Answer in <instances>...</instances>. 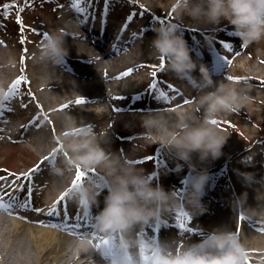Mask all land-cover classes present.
Instances as JSON below:
<instances>
[{
  "label": "bare ground",
  "instance_id": "bare-ground-1",
  "mask_svg": "<svg viewBox=\"0 0 264 264\" xmlns=\"http://www.w3.org/2000/svg\"><path fill=\"white\" fill-rule=\"evenodd\" d=\"M139 2L143 3L145 7L148 6L143 0H139ZM111 3L115 4V8H92L87 4L81 5L85 10L83 13L78 12L73 6L69 7L68 11L63 9L58 13L55 22H49L51 28L42 31L43 34L57 29L65 30L69 55L65 58L63 65L55 68L44 63H34L33 60L26 61L23 53L15 57L16 64H19L21 70H24V74L27 75L28 81H30V84L27 85L30 90L23 102L19 104L16 101H9V106L12 105L19 110H27L31 120L35 119L36 123L40 125L37 128L39 133L32 132L31 135V139L37 143V149L40 148V151L44 147L41 145L42 139H53L58 132L64 130L62 119L65 114L72 115L80 124L91 123L95 125V130L98 129V131L100 128L107 130L101 127L102 123L105 122L104 120L111 123L110 129L124 128V117L128 115H123V112L132 110V107L125 105V100L133 93L131 81L138 80L139 77L142 81L143 74H140L139 77L135 75L138 70L143 68L141 65L152 67L150 59L153 55L151 54L150 43L155 35L154 30L150 26L146 27L144 23L140 25L139 31H131L132 23L127 19L128 15L122 10V5L125 4L124 0H111ZM140 13L144 14V10L140 9L136 14L137 17ZM125 23L128 24L127 29H124ZM92 35L96 36L95 41L90 40ZM98 39L100 41H97ZM101 39L109 41L112 39L110 45L118 44V47L106 48V43ZM121 44L122 47L120 48ZM22 58L23 63L21 62ZM201 58L198 56L194 60L203 63L212 73L214 80H222L223 78L221 79L219 76L222 72L228 75L231 74V72H227L226 68L212 70L207 66V60ZM73 63L79 64L80 69H75ZM129 68L135 69L134 75L123 79L116 78L124 72V69ZM75 74H79V76L74 77ZM194 75L198 77L199 71L197 70ZM81 77L85 80H82ZM232 77L241 80L235 82L239 88L245 87L244 83H241L242 80L250 78L249 75H242L241 73H236ZM10 79L11 76L4 79L8 82V85L11 83L9 82ZM77 79H81L82 82H80L75 92H71V89H69L67 91L72 94L64 98L61 97L59 93L61 88L69 83L75 85ZM168 86L173 91H180L183 94L182 96L187 94L186 81L182 85V83L173 80ZM9 88L7 87V91ZM247 94L252 95L250 90ZM77 99H85L86 103L76 104ZM53 100L54 104H52ZM181 103L182 100L179 98L176 100L168 99L147 109L156 112L160 110L172 116H179L187 111L186 108L179 107ZM25 104L28 105L27 108L23 107ZM65 104H68L69 108L60 110ZM113 111H116V113H113ZM11 113L12 115L15 113L13 109ZM219 130L228 139L222 148V155L219 157L218 162H226L231 157L235 159L230 164L227 162L223 185L212 188L214 190L210 191L208 202L203 205L206 210L205 213L211 219L209 227L195 221L196 215L192 216L189 212L183 211L191 217V220H186L189 222L186 224L187 228L190 229L189 231H184L178 226L179 220L177 217L181 213H171L164 217L165 222L151 224L146 231H141L139 235L159 240L177 238L182 243L187 241L198 242L207 238L214 229L228 225L232 227L230 229L236 232L240 242L244 245L246 249L245 259L248 264L253 259L260 260L259 263H262L264 261V232L262 234L261 231H250L247 230V227H244L246 229H235L231 212L237 221H241L239 218L241 214L249 220L256 221L255 223L264 221L263 214L246 209V205L251 203L258 212L262 211L264 213V182L256 181L260 178L259 174L264 176V140L255 142L253 146L244 151L243 145H238L231 135L221 129ZM107 131L114 133V130L108 129ZM50 149V146L46 148L39 158L43 160L45 156H50ZM116 152H122L128 158L130 157V152L127 150ZM58 157L59 153L56 161ZM248 157H253L251 162L247 160ZM214 163L216 162H211V164ZM253 166L254 168H252ZM50 167L52 166L48 165L42 168L32 180V194H42L41 198L36 197L39 203L44 204L42 206L43 212L38 213L30 208L18 207L20 200L25 199L22 196L20 184L27 185L28 181L21 180L17 184V190L13 195L19 199L5 198L6 202L12 203L13 207L7 211L0 209V264H90L93 260L97 264H101L96 254L83 251L84 242L77 238L82 236L83 233L79 231L78 227H75V225H79L86 229L87 222H90L89 225L93 227L94 219L89 221L83 218L71 217L63 214V212L59 213L60 210L54 215H48V210L53 206L50 201L57 200L60 197L59 195L66 191L69 183L75 178V175L68 178L52 176L49 173ZM209 168L199 169L200 171H206ZM236 170L251 174L254 180L251 183L247 182ZM28 171L3 172L0 170V176L7 177L6 180L0 181V185H4L7 191H12L7 186L12 184L15 176L10 174L23 176ZM245 196L246 203L240 202L241 198ZM233 201H235V213ZM181 208L183 209V206ZM47 216L57 219L51 220ZM65 224L69 227L64 228L63 225ZM92 229L94 230V227ZM243 232L246 239L251 238V240L257 242L253 244L249 240L248 242L241 240ZM92 242L97 243L98 241L93 237Z\"/></svg>",
  "mask_w": 264,
  "mask_h": 264
},
{
  "label": "clouds",
  "instance_id": "clouds-1",
  "mask_svg": "<svg viewBox=\"0 0 264 264\" xmlns=\"http://www.w3.org/2000/svg\"><path fill=\"white\" fill-rule=\"evenodd\" d=\"M170 13L177 20L187 18L193 25L215 28L227 21L242 42L248 47L264 39V0H172ZM151 40L152 55L165 58L167 70L178 79L187 81L197 91L191 108L179 116L163 112H150L141 119L143 136L151 144H159L179 160H183L195 171L194 155L200 161L215 160L222 155L226 138L212 121L224 113H238L250 102L247 94L251 85L237 87L232 80L213 79L209 69L194 60L185 40L181 24L168 21L154 29ZM69 55L67 34L57 29L41 41L32 53L34 63L59 67ZM14 56H9L8 66H15ZM197 70L199 76L194 75ZM8 82L0 79V100L7 93ZM64 130L53 137L54 150L59 157L50 167L52 176L68 178L76 175L77 167L94 170L100 175L87 179L73 189V201L89 210L99 208L94 216V232L104 237H116L118 258L105 264H144L141 249L155 255L157 264H243L246 249L236 232L223 226L214 229L205 239L198 242L181 243L177 238L159 240L141 237L151 224L165 222L164 217L183 209L192 216L202 215L204 188L207 172L196 175L190 190L183 193V201L175 191H166L153 184V176L122 152L112 151L109 131L95 130L91 123L80 124L75 117L65 114L62 119ZM46 157V156H45ZM44 157V158H45ZM253 157H248L251 162ZM247 182L252 175L246 174ZM72 182L66 191L71 188ZM104 195L103 207L100 197ZM240 202L246 203V196ZM85 253H103L91 238H83ZM96 264V261H92Z\"/></svg>",
  "mask_w": 264,
  "mask_h": 264
},
{
  "label": "rangeland",
  "instance_id": "rangeland-1",
  "mask_svg": "<svg viewBox=\"0 0 264 264\" xmlns=\"http://www.w3.org/2000/svg\"><path fill=\"white\" fill-rule=\"evenodd\" d=\"M148 6L145 7L143 3L139 0H124L125 4L122 5V10L128 15L132 16L130 22L131 31H139L140 25L145 24L154 30L157 26L168 21H174L181 24V31L188 42L189 48L191 49V54L193 59L198 56V46L196 43L197 39H205L209 44H217L216 48L209 47H199L202 48V52H205V57L210 59L209 65L216 68V70L223 68L225 65V59L230 61L225 68L228 73L222 72L219 74L222 80L227 81L228 77L232 75L235 76L236 73H241L242 75H249L250 78L247 80H242L245 86L251 85L250 92L252 93L250 97V102L247 106L241 109L238 113H224L221 114L217 119L215 126L218 129L223 130L228 135H231L238 145H243L244 151L255 144V142L264 140V39L258 43H254L248 47H242V42L237 37L234 32V28L227 21H222L219 26L213 28L212 26L206 25H193L187 18L183 21L177 20L175 15L170 13V8L172 0H143ZM73 4V0H0V79H6L11 76L9 82L10 86L13 84L15 79L26 76L24 70H21L19 64L15 66H8L7 60L9 56L17 57L20 53H23V57L26 61L33 60L32 53L37 50L38 45L44 39L42 31H47L51 26L49 22L53 23L58 17V13L63 9L67 10L69 5ZM88 5L92 8L100 7H112L115 8V4L111 3V0H83L81 5ZM143 4V5H142ZM5 5H11V7H5ZM140 9L144 10V14L140 13L137 17V12ZM68 11V10H67ZM170 14V15H169ZM20 18L23 21V29L17 24V19ZM154 32V31H153ZM155 35V32H154ZM95 37V36H91ZM24 40V44H21V40ZM105 40V39H104ZM109 41H107L108 43ZM208 44V45H209ZM225 44H230L232 47L226 48ZM122 46V44H121ZM207 46V45H206ZM27 49V52L24 49ZM100 53V52H99ZM152 66L155 67H143L138 70L135 75L137 77L143 74V79L141 81L140 77L138 80H132L131 86L133 93L132 96L125 100V105L132 107V110H126L123 115H128L124 117V128H109L111 123L108 120H104L101 127L107 130H114L109 132L110 145H106L111 148L112 151H129L130 159L136 162L137 166L145 169L146 174L153 176V184L162 186L166 191H175L180 196L183 197V193L190 190L191 183L196 175L201 172L199 168H207L206 170L208 180L204 188V195L202 197V204L206 205L208 198L212 192V188L218 187V185H223L225 171L227 168V162L230 164L235 159L234 157L229 158L228 161H220V159L200 161L198 155H194L193 163L196 165L195 171L188 165V163L183 160H179L169 153L165 148L159 144H151L146 141L142 135L144 129L141 126L142 116L156 111H148V107L154 106L161 103L163 97H159V92H166L168 95L171 93L168 84L174 81H179L173 73L167 70V61L165 60V69L161 70L159 65L161 63L160 59L157 57H152L150 59ZM75 64V63H74ZM78 64L76 63L75 66ZM80 69V65L77 66ZM126 69H124L125 71ZM156 71L157 76L154 78L152 72ZM134 75V74H132ZM79 74H75L74 77H78ZM82 78V77H81ZM140 79V80H139ZM82 80H85L82 78ZM82 80L77 79L75 85L67 84L59 93L61 97H66L71 92H75ZM141 81V82H140ZM241 80H232L233 83ZM155 82L157 84V89H152L150 85ZM182 82V80H181ZM187 83V81H186ZM28 84H24L19 89V95L12 98L17 103L24 101L26 94L29 93ZM236 85V83H235ZM70 87V88H67ZM67 88V89H66ZM187 94L181 97L182 103L180 108H186L188 111L194 104V98L198 95L197 91L194 90L191 85L187 86ZM37 93V92H36ZM174 96V95H173ZM60 97V98H61ZM159 97V98H157ZM185 100L192 101L191 103L185 104ZM59 101V100H56ZM3 103V102H2ZM54 104V100L52 101ZM9 105V104H8ZM32 106V105H31ZM158 110V109H157ZM5 116H13L15 120V133H11V137L4 135L3 128L4 125L0 124V170L3 172H19L22 170H30L35 167L41 159L39 156L41 153L51 147H59V145H53V139H42L41 151L37 149V143L31 138L32 132L35 134L39 133V129L34 126H30L28 118L25 116V112L12 113L7 112L6 109L3 110ZM157 112H161L158 110ZM116 113V111H113ZM1 120V118H0ZM26 122V124H24ZM24 125L19 128L20 125ZM105 125V127H104ZM123 128V129H122ZM101 129V128H100ZM98 132V129H96ZM62 131L57 133V136ZM21 135V137H19ZM24 136V138H22ZM13 137L16 139L13 140ZM19 137V138H17ZM26 138V139H25ZM230 149V148H229ZM216 162L211 164V162ZM211 164V165H207ZM207 165V166H204ZM247 165V164H246ZM212 166V167H211ZM46 167V166H45ZM256 167V166H255ZM254 168V166L252 167ZM84 170V169H83ZM205 170V169H203ZM236 172L245 178L246 173L241 170H236ZM210 173V175L208 174ZM248 174V173H247ZM99 174L95 172L92 177H97ZM256 181L264 182V176L259 174ZM254 180V178L252 179ZM72 182V181H71ZM20 191V190H19ZM211 191V192H210ZM22 196L25 199L28 196L27 190L21 191ZM107 194L105 190L104 194L100 197V208L103 207L104 195ZM42 194H32L31 210L32 209H43L35 206V197L41 198ZM44 196V195H43ZM60 196V195H59ZM22 197V198H24ZM58 200V199H57ZM50 201L53 205L57 201ZM233 203L234 213H235V201ZM60 212L67 214L71 217H85L83 206L76 204L72 197L67 198L62 205L58 206ZM208 209V207H206ZM211 209H213L211 207ZM248 211H253L254 213H264L257 211L253 204L248 203L246 205ZM99 211V208L88 209V219H94L95 214ZM183 210L178 209L176 213H182ZM40 212V211H36ZM202 215H196L195 221L203 223L208 226L211 222L210 216L205 213ZM233 227L235 229H242L247 227V230L258 232L260 227H264V221L261 223H255L256 221L246 219L244 221H237L234 214L231 212ZM49 219H57L52 216H47ZM240 218V217H239ZM185 223H189L185 221ZM260 225V227H258ZM226 227L232 228L231 226L224 225ZM209 227V226H208ZM246 229V228H244ZM263 234V232H261ZM256 237V236H255ZM80 240H83L85 236H78ZM257 238V237H256ZM241 240L255 244L257 241L251 240V238L246 239L244 232L241 235ZM247 240V241H246ZM181 242V241H180ZM182 243V242H181ZM104 258V257H103ZM97 259L101 261V264H105L102 257L97 255ZM245 257L243 263H245ZM95 261V260H94ZM256 261V263H255ZM249 264H263L259 263L260 260L253 259L250 260ZM92 264V262H90ZM97 264V262H96Z\"/></svg>",
  "mask_w": 264,
  "mask_h": 264
},
{
  "label": "snow or ice",
  "instance_id": "snow-or-ice-1",
  "mask_svg": "<svg viewBox=\"0 0 264 264\" xmlns=\"http://www.w3.org/2000/svg\"><path fill=\"white\" fill-rule=\"evenodd\" d=\"M83 3V0H73V4L72 6L78 11L83 13L85 10L84 8L81 7V4ZM5 7H11V5H5ZM170 15V14H169ZM127 19L130 21L132 20V16H128ZM82 22V21H81ZM17 24L21 26V30L23 29V21L18 18L17 19ZM128 24L125 23L124 25V29H127ZM44 37L47 36V33H43ZM24 40H21V44H24ZM224 47L226 48H231L232 46L230 44H225ZM25 52H27V49H24ZM225 61L227 63H230V61H227V58L224 57ZM160 69L163 70L165 69V58L161 57L160 58ZM23 63V58L22 61ZM141 67H144V65H141ZM155 67V66H152ZM135 71V69L133 68H129L127 70H125L124 72H122L118 77H116L117 79H123V78H127L130 77L133 72ZM152 76L155 78L157 76V72L153 71L152 72ZM229 80H238L239 78H234L229 76L228 77ZM24 84H30V81L27 80L26 76H21L18 79H16L13 84L11 85L10 90L5 94L4 96V103H0V118H2V116L5 114V112L3 111L4 109L7 110V112H11L12 108L6 103L7 101L11 100L13 97L18 96L19 95V89L21 88L22 85ZM150 87L152 89H157V84L155 82H153ZM159 97H163L164 99H170L169 95L166 92H159ZM157 97V98H159ZM117 99L119 97H116ZM34 99V97H33ZM192 101L190 100H185L184 103H191ZM76 104H85L86 101L85 99H77L75 101ZM24 108H27L28 105H23ZM42 107V106H41ZM69 108L68 104H65L62 106V108L60 110H67ZM32 124H34L37 128L40 127L39 124L36 123V120L34 119L32 122ZM212 123L216 124L217 121L214 120L212 121ZM59 152V149H56L53 151V153L50 156H46L43 160H41L35 167H33L32 169H30L27 173L23 174V176H19L16 174H10V175H14L15 179L13 180L11 185H8L7 187L11 188L12 191H7L5 189L4 185H0V209L2 210H9L13 207L12 203L6 202V197L10 198L11 200H17L19 199L18 197L14 196L13 193L17 190V184L21 181H28L27 185H23L20 184V190H27L28 192V196L26 199L20 200L18 207L21 208H31V196H32V180L33 177L35 176V174H37L38 172L41 171L42 166H54L55 162H56V158H57V154ZM95 175V171L94 170H83L79 167H77L76 169V175L75 178L72 180V185L71 188H69L67 191L63 192L60 197L58 198V200L56 201V203L52 206L51 209L48 210V215H54L58 212V206L62 205V203L71 196V192L73 191V189L78 188L82 183H84L87 179L92 178V176ZM98 177V176H97ZM7 177L6 176H0V181L6 180ZM83 208L85 209L84 211V216L87 217L88 216V208L86 206H83ZM33 211H40L43 212V209H32ZM79 218V217H78ZM177 219L179 220V228L184 230V231H189L190 229L187 228L185 221L186 220H191V217L188 216L187 213L182 212L180 214L179 217H177ZM247 218L241 214L240 215V220L244 221ZM59 226V225H56ZM64 228H68L69 225L65 224L63 225ZM75 227H79V225H75ZM259 231L264 232V228H260ZM183 234V233H181ZM93 237L98 241L96 243V247L100 250H103L104 256L106 258H112V259H116L118 258V253L116 251V237H104L103 235L97 234L95 232L92 233ZM141 254H142V258L144 261V264H149V262H151V264H157V259L155 257V255H148L145 253V250L142 248L141 249ZM245 264H248L247 260H245Z\"/></svg>",
  "mask_w": 264,
  "mask_h": 264
}]
</instances>
